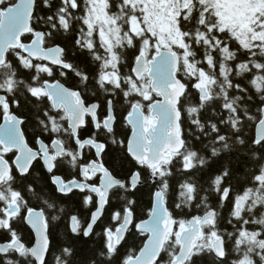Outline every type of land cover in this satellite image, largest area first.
Listing matches in <instances>:
<instances>
[{
  "label": "snow or ice",
  "instance_id": "snow-or-ice-1",
  "mask_svg": "<svg viewBox=\"0 0 264 264\" xmlns=\"http://www.w3.org/2000/svg\"><path fill=\"white\" fill-rule=\"evenodd\" d=\"M193 4L0 0V264H264V14Z\"/></svg>",
  "mask_w": 264,
  "mask_h": 264
},
{
  "label": "rangeland",
  "instance_id": "rangeland-1",
  "mask_svg": "<svg viewBox=\"0 0 264 264\" xmlns=\"http://www.w3.org/2000/svg\"><path fill=\"white\" fill-rule=\"evenodd\" d=\"M129 3H136V0H128ZM204 2V0H201ZM171 3V7L167 4ZM194 6L193 0H165V8H162L159 13L151 12V26L158 29L163 40V33H167V38L174 43L182 42V37L177 27V17L183 8H192ZM213 6L217 8V14L220 20L224 21L223 27L240 25L237 29L236 35L246 44L250 45L251 38L247 32L250 29V23H254L255 13L257 11L264 14V0H213ZM95 10L93 22L103 20L105 27H107L108 17L104 12L103 6ZM167 11V15L164 12ZM133 31L139 30V24L136 22L135 17L130 19ZM102 34L108 39V32L102 30ZM192 69V68H191ZM114 82L118 79L114 74L112 76Z\"/></svg>",
  "mask_w": 264,
  "mask_h": 264
},
{
  "label": "trees",
  "instance_id": "trees-1",
  "mask_svg": "<svg viewBox=\"0 0 264 264\" xmlns=\"http://www.w3.org/2000/svg\"><path fill=\"white\" fill-rule=\"evenodd\" d=\"M196 7H197V5L194 4V6L189 9L188 15H191L192 10L194 8H196ZM92 15H93V17H96L94 10H93V14ZM131 18L132 17H129V21H130ZM201 18H203V17H201ZM177 23H178V21H177ZM109 32H113V35L114 36H117V37L119 36V29H115V31H113L112 29H109ZM102 39H104L105 42H109L108 39L106 38V36H104L103 34H102ZM185 60H186V58H185ZM210 67H211V65H210ZM191 68H192V66L189 67V70H192ZM115 82H118V79ZM193 134H195V132H193ZM146 201H147V192H144L143 195H142V197H141V204L146 203ZM257 218L259 219V217H257ZM57 254H58V250H55L54 253H53V256H50L49 257L48 264H56L54 257Z\"/></svg>",
  "mask_w": 264,
  "mask_h": 264
},
{
  "label": "clouds",
  "instance_id": "clouds-1",
  "mask_svg": "<svg viewBox=\"0 0 264 264\" xmlns=\"http://www.w3.org/2000/svg\"><path fill=\"white\" fill-rule=\"evenodd\" d=\"M254 39H257V38H264V37H261L260 35H256L253 37ZM262 50H264V46H262Z\"/></svg>",
  "mask_w": 264,
  "mask_h": 264
},
{
  "label": "water",
  "instance_id": "water-1",
  "mask_svg": "<svg viewBox=\"0 0 264 264\" xmlns=\"http://www.w3.org/2000/svg\"><path fill=\"white\" fill-rule=\"evenodd\" d=\"M177 147H178V145H177ZM104 195H106V193H104ZM40 255H41V258H43V249H41Z\"/></svg>",
  "mask_w": 264,
  "mask_h": 264
}]
</instances>
